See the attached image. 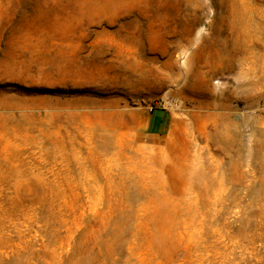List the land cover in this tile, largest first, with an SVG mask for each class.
Here are the masks:
<instances>
[{
	"label": "rangeland",
	"instance_id": "1",
	"mask_svg": "<svg viewBox=\"0 0 264 264\" xmlns=\"http://www.w3.org/2000/svg\"><path fill=\"white\" fill-rule=\"evenodd\" d=\"M0 264H264V0H0Z\"/></svg>",
	"mask_w": 264,
	"mask_h": 264
},
{
	"label": "crops",
	"instance_id": "2",
	"mask_svg": "<svg viewBox=\"0 0 264 264\" xmlns=\"http://www.w3.org/2000/svg\"><path fill=\"white\" fill-rule=\"evenodd\" d=\"M173 119L169 111L165 108L156 109L140 125L146 131L145 136L161 137L170 133Z\"/></svg>",
	"mask_w": 264,
	"mask_h": 264
},
{
	"label": "built area",
	"instance_id": "3",
	"mask_svg": "<svg viewBox=\"0 0 264 264\" xmlns=\"http://www.w3.org/2000/svg\"><path fill=\"white\" fill-rule=\"evenodd\" d=\"M161 108H164V104L162 102H156L153 106L150 107V112Z\"/></svg>",
	"mask_w": 264,
	"mask_h": 264
}]
</instances>
